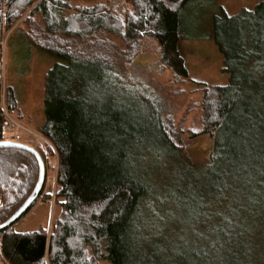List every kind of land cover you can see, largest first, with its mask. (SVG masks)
Listing matches in <instances>:
<instances>
[{
  "label": "trees",
  "instance_id": "16d2710c",
  "mask_svg": "<svg viewBox=\"0 0 264 264\" xmlns=\"http://www.w3.org/2000/svg\"><path fill=\"white\" fill-rule=\"evenodd\" d=\"M35 2L0 0V81L11 29L63 61L48 72L38 128L58 156L62 211L49 236L42 225L0 230V264H47L46 252L48 264H257L252 251L259 249L248 239L264 210V0L235 15L214 0H131L124 19L99 4L65 15L68 0ZM204 2L214 5L211 37L229 82L200 83L197 134L210 135L213 147L197 166L182 154V131L165 122L160 96L128 67L135 43L151 35L161 62L187 77L179 42L193 6ZM13 90L7 88L10 107L17 104ZM175 166L165 184V170ZM38 172L31 153L0 147V224L32 192Z\"/></svg>",
  "mask_w": 264,
  "mask_h": 264
},
{
  "label": "rangeland",
  "instance_id": "374dc122",
  "mask_svg": "<svg viewBox=\"0 0 264 264\" xmlns=\"http://www.w3.org/2000/svg\"><path fill=\"white\" fill-rule=\"evenodd\" d=\"M36 0L35 3H37ZM70 8L64 10L65 15L74 13L77 6H104L111 14L124 19L132 10L131 0H68ZM263 0H214L228 15H235L240 10L253 9ZM192 22L188 35L179 42L180 53L187 65L188 76L177 77L160 59V47L151 35L142 36L135 43L136 56L129 65L130 75L148 89L157 93L164 106L163 118L177 130L182 131V154L197 166L208 162L213 147V138L208 134H197L202 126L201 99L203 85L207 87L226 85L229 73L223 69V55L211 37V15L214 5L209 2L193 6ZM26 10L21 19L29 13ZM109 38L118 45L124 46L121 40L109 34ZM6 39V40H5ZM63 61L37 47H34L19 29L9 30L3 41V70L0 81V125L7 140L24 142L43 155L45 181L42 191L31 209L13 224L16 232L36 230L40 225L47 228L48 236L56 219L61 215L55 198L57 186L58 156L53 145L43 137L38 128L44 120V100L46 80L49 70ZM13 87L16 106L10 107L7 88ZM196 134V135H194ZM165 157V156H164ZM170 163V160L165 157ZM172 162H175L173 158ZM168 164V163H166ZM162 168L157 171L161 172ZM176 166L167 168L165 184ZM171 171V174H169ZM156 172V173H157ZM159 176V175H158ZM155 174V178L158 177ZM260 218L251 227L248 244L253 240L259 250L252 251L257 264H264V210L260 209ZM263 216V217H262ZM249 220L246 224H249ZM254 235V238L252 236ZM45 261L48 264L46 252ZM98 264H108L99 260Z\"/></svg>",
  "mask_w": 264,
  "mask_h": 264
},
{
  "label": "water",
  "instance_id": "95a60500",
  "mask_svg": "<svg viewBox=\"0 0 264 264\" xmlns=\"http://www.w3.org/2000/svg\"><path fill=\"white\" fill-rule=\"evenodd\" d=\"M0 147H11V148H19L22 150H25L29 153H31L38 162L39 172H38V179L37 182L32 190V192L29 194V196L26 198V200L19 206V208L4 222L0 224V230L5 229L12 225L14 222L19 220L23 214L32 206V204L37 200L39 194L42 191L44 181H45V165L43 162V159L38 152L37 149L34 147L21 142V141H15V140H0Z\"/></svg>",
  "mask_w": 264,
  "mask_h": 264
},
{
  "label": "snow or ice",
  "instance_id": "6c2138e0",
  "mask_svg": "<svg viewBox=\"0 0 264 264\" xmlns=\"http://www.w3.org/2000/svg\"><path fill=\"white\" fill-rule=\"evenodd\" d=\"M22 235H24V234H22Z\"/></svg>",
  "mask_w": 264,
  "mask_h": 264
},
{
  "label": "crops",
  "instance_id": "0c3cea01",
  "mask_svg": "<svg viewBox=\"0 0 264 264\" xmlns=\"http://www.w3.org/2000/svg\"><path fill=\"white\" fill-rule=\"evenodd\" d=\"M6 40V39H5Z\"/></svg>",
  "mask_w": 264,
  "mask_h": 264
}]
</instances>
